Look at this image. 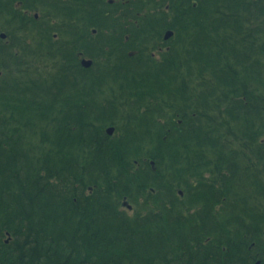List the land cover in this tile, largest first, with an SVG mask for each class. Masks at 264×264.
<instances>
[{
    "label": "trees",
    "instance_id": "obj_1",
    "mask_svg": "<svg viewBox=\"0 0 264 264\" xmlns=\"http://www.w3.org/2000/svg\"><path fill=\"white\" fill-rule=\"evenodd\" d=\"M0 30V264H264V0H0Z\"/></svg>",
    "mask_w": 264,
    "mask_h": 264
},
{
    "label": "water",
    "instance_id": "obj_2",
    "mask_svg": "<svg viewBox=\"0 0 264 264\" xmlns=\"http://www.w3.org/2000/svg\"><path fill=\"white\" fill-rule=\"evenodd\" d=\"M170 35H172V31H168L166 37L168 38ZM1 36L2 37H6V34L5 33H1ZM82 63H83L84 66H90V65H92L93 62H92L91 59H84L82 61ZM0 74H1V72H0ZM114 130H115V128L113 126L107 128V132L109 134H113ZM152 163L154 164V162H152ZM124 205H127L129 208H132V205L129 204L128 202H126V201L124 202ZM258 264H259V262H258Z\"/></svg>",
    "mask_w": 264,
    "mask_h": 264
},
{
    "label": "rangeland",
    "instance_id": "obj_3",
    "mask_svg": "<svg viewBox=\"0 0 264 264\" xmlns=\"http://www.w3.org/2000/svg\"><path fill=\"white\" fill-rule=\"evenodd\" d=\"M164 9H166V7H164ZM38 16V15H37ZM56 21H54V23H55ZM2 25V24H1ZM3 26V25H2ZM1 26V27H2ZM4 27V26H3ZM166 31V33L164 34V39L166 40V42H167V40L169 41V39L171 40V37L174 35V32H173V30H171V29H169L168 31H172V35H170L168 38L166 37V35H167V29L165 30ZM4 32H6L5 30H0V38H2V39H4V40H8V38L7 37H2L1 36V33H4ZM7 36V35H6ZM54 36H57V34H54ZM163 47H164V49H167L168 47H167V45L166 44H163ZM154 53V56H156V57H159V53L158 52H156V51H154L153 52ZM86 58V57H85ZM86 59H89V58H86ZM92 60V59H91ZM93 62V61H92ZM85 67H91V65L90 66H85ZM111 127V126H110ZM114 127V126H113ZM115 128V127H114ZM152 162H154V161H152ZM153 164V163H152ZM153 165H155V163L153 164ZM127 206V205H126Z\"/></svg>",
    "mask_w": 264,
    "mask_h": 264
},
{
    "label": "flooded vegetation",
    "instance_id": "obj_4",
    "mask_svg": "<svg viewBox=\"0 0 264 264\" xmlns=\"http://www.w3.org/2000/svg\"><path fill=\"white\" fill-rule=\"evenodd\" d=\"M114 0H109V2H113ZM37 16V15H36ZM86 59L85 57L82 58V61ZM83 64V63H82Z\"/></svg>",
    "mask_w": 264,
    "mask_h": 264
}]
</instances>
